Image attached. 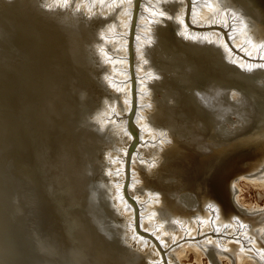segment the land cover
I'll use <instances>...</instances> for the list:
<instances>
[{"label": "bare ground", "instance_id": "1", "mask_svg": "<svg viewBox=\"0 0 264 264\" xmlns=\"http://www.w3.org/2000/svg\"><path fill=\"white\" fill-rule=\"evenodd\" d=\"M85 1L86 8L84 0H0V264H173L188 250L202 252L210 264H222L223 258L230 264H264V227L260 231L240 212L217 207L213 196L200 204L202 199L191 192L197 175L182 179L195 164V150L215 156L232 138L247 144L264 138V70L258 67L264 65V35L258 34L253 16L224 0H182L179 5L154 0L160 11L151 16L153 30L143 28V36L136 38L143 58L137 99L135 86L131 92L123 83L134 79L132 67L129 72L120 65L127 57L104 49L114 45L110 38L117 27L121 33L129 27V32L142 1L134 0L127 21L123 9L120 23L108 24L113 14L108 18L111 13L104 8L112 10V0L96 7L97 0ZM189 12L195 15L191 24ZM216 19L235 29L234 44L245 51L236 53L233 45L227 52L219 48L223 32L219 36L204 26ZM248 35L257 49L249 51L247 37L241 41ZM125 45L131 59L132 46ZM146 59L151 66L144 65ZM37 70L50 102H29L31 75ZM109 70L120 76L113 78ZM155 76L160 79L153 83ZM123 107L135 137L130 146L143 143L142 129L144 143L160 150L154 160L146 158L145 168L130 165L129 146L116 139L112 119ZM43 148H49L63 178L58 172L59 193L48 192L41 204L28 191V181L33 155L43 154ZM122 162L126 181L113 177ZM240 180L264 185V169L238 178L237 188ZM128 187L138 197V202L131 199L134 207L121 199ZM237 192L234 198L243 210L264 211V205L244 207ZM170 220H179L176 233L191 232L189 223L208 220L228 235H217L215 243L198 238L169 244L170 251L154 237L163 244L174 238L171 224L176 222ZM147 237L161 253L160 261L142 249Z\"/></svg>", "mask_w": 264, "mask_h": 264}, {"label": "rangeland", "instance_id": "2", "mask_svg": "<svg viewBox=\"0 0 264 264\" xmlns=\"http://www.w3.org/2000/svg\"><path fill=\"white\" fill-rule=\"evenodd\" d=\"M76 3H78L77 2V0H74ZM93 1V0H92ZM140 1H142V2H139V5H138V9H137V13H136V15L134 16V20H133V24H132V26H131V29L129 30V32H128V29H129V27L128 28H124L123 29V33H121V31H118L120 28H121V26L118 28L117 27V31H114L113 32V36H112V38H110V39H112V43L114 44V45H111V46H109V47H107V45H105L106 46V48L104 49V51L105 50H108L109 51V53H112V54H124V57H127V58H124L123 60H125L124 61V64L123 63H121L120 65H121V67H123V66H125V65H127L126 67H127V69H128V71L129 72H131V69H130V67H132V73H133V76H134V79L132 78V76H131V78H129V79H124V81L125 82H123L124 84L126 83V85H127V87H131L130 88V91L132 92V89H133V86H135V90H136V94L135 95H137L136 97H137V99H138V91H137V88H138V86H139V84H140V82H138V79L140 78V77H138V74H137V70H138V67H141L142 66V59L143 58H141L142 57V55H140V50H142L141 48V44L140 43H138L137 41H136V38H138L139 39V37L140 36H143V33L142 32H140V30H142V31H144V30H149V27H150V29L151 30H153V24L151 25V23H149L151 20H153V18L155 17V15H157V16H159V11L160 10H158L157 9V6L159 5V2H157L156 4H155V1L154 2H152V0H140ZM144 1V2H143ZM162 1V0H161ZM184 1V0H183ZM80 2V1H79ZM84 2L85 3H83V5L85 6V8H86V4H87V2L84 0ZM94 2H95V0H94ZM102 0H97V2H95V4H94V6L96 7V6H98L99 4L101 5L102 4ZM124 2H126V6H127V8H124ZM69 3H70V0H69ZM111 5H112V10L110 9V10H108L107 8H108V6L109 5H107V7L106 8H104L106 11H108V15H109V17H108V15H107V13L106 12H103L102 13V11L100 12V9H96L95 10V13H98L99 15H101L102 17H105V18H110L111 17V15L113 14V17L111 18V19H106V22H107V24H108V22H111L113 19H115L114 21L115 22H119L120 23V14H121V11L123 10V9H126V12H125V14H124V17H125V19H124V21H127V19H129V16H130V10L132 9V7H133V5L135 6V3H134V0H123V1H121V3H119V1L118 0H112L111 2ZM143 3V4H142ZM79 4V3H78ZM81 4V3H80ZM155 5V6H154ZM105 7V6H104ZM154 8V9H152V12L150 11H148V9H151V8ZM155 7H156V9H155ZM92 8V7H91ZM90 8V9H91ZM121 8V9H120ZM187 8V7H186ZM104 9H102V10H104ZM128 9H130V10H128ZM91 11H93V10H91ZM112 11V12H111ZM117 11V12H116ZM190 13V15H189V17H188V21L190 22V24H191V21H190V19L193 17V16H195V15H192V12H189ZM92 15V13H89L88 14V16H91ZM106 15V16H105ZM142 15H144V18H145V16H146V19L148 20V22H147V24L146 25H144L145 24V22L144 21H146V20H144V18L142 17ZM148 15H150V17L148 16ZM118 16V17H117ZM139 16H140V20H139ZM147 17H149V19L147 18ZM143 18V19H142ZM141 20H143V22L141 21ZM216 20H218V19H216ZM216 20H214L211 24L212 25H210V24H205L204 26L206 27L207 25L209 26H207L206 27V29H207V32H211V33H213L214 32V34H216V33H218V35L219 36H221V35H223L222 36V41L224 42V43H222V44H220V46H219V48H221L222 50L224 49L226 52L230 49V47L232 46V48H233V51H235L236 53H239L240 51H245V50H242V48H240L239 46H235V44H234V41H235V36H237V34H234L235 32H233V31H235V29H233V27H232V29L231 28H229V26H226V25H224V21H220V19L218 20V21H216ZM122 21V20H121ZM117 22V23H118ZM215 25H214V24ZM128 24H129V22H128ZM143 24V25H142ZM195 26H201V24H198V23H193ZM194 25H192V26H194ZM203 25V24H202ZM223 27V28H222ZM143 28H145L144 30H143ZM222 29V30H220V29ZM229 28V29H228ZM216 29V30H215ZM221 32H220V31ZM230 30V31H229ZM232 30V31H231ZM131 32H132V34H131ZM222 32H223V34H222ZM230 32V34H228ZM121 33V34H120ZM127 33V34H126ZM130 33V34H129ZM137 33H138V37H137ZM149 33H152V32H149ZM145 34H147V33H145ZM228 34V35H227ZM234 34V35H233ZM242 35L243 34H241L240 36L242 37ZM146 36V35H145ZM231 37V38H230ZM234 37V38H233ZM246 37L248 38V42H247V44H248V46H249V51H252V50H255V49H257V45L256 44H254L249 38V35L248 36H245V38H243L241 41H243L244 43H245V39H246ZM146 39H148L149 38V36H147V37H145ZM228 38V39H227ZM127 41H129L130 42V46H132V61H131V59H130V56H129V54H130V52H129V50H127L126 48L124 49V47L126 46L127 47V45H125V43L127 42ZM139 41V40H138ZM229 42H232V43H229ZM141 43H144V42H141ZM147 42H145V44H146ZM250 43V44H249ZM124 44V45H123ZM226 45V46H225ZM115 46V47H114ZM230 46V47H229ZM238 47V48H237ZM246 48H248V47H246ZM103 49V48H102ZM122 49V50H121ZM137 49V50H136ZM235 49H237V50H235ZM122 52H121V51ZM138 50H139V52H138ZM124 51L126 52V53H124ZM231 51H232V49H231ZM239 51V52H238ZM139 53V54H138ZM128 54V55H127ZM138 54V55H137ZM129 56V57H128ZM140 56V57H139ZM141 58V59H140ZM100 59H101V64H104V61H103V59H102V57L100 56ZM123 62V61H122ZM249 62V61H248ZM243 64V63H242ZM244 65V64H243ZM106 67H107V65H106ZM108 69V68H107ZM39 72H38V70L34 73V74H32L31 75V87H30V90H29V99H31L29 102L31 103V104H34V103H36V102H38V101H42L43 103H46V102H50V99H51V97H50V95L49 94H46L45 93V91H44V87L42 86L43 84H42V81L40 80V78H39ZM109 74H111L112 75V77L113 78H118L120 75H119V73H112V72H110V70H109ZM128 83H129V86H128ZM134 84V85H133ZM123 88V87H122ZM42 90V93H43V91H44V94H41L40 93V91ZM126 90V89H125ZM128 91V90H127ZM127 91H126V93H127ZM48 96V97H47ZM46 97V98H45ZM129 98V97H128ZM127 110L128 109H126V108H122L121 110H119V113H117L116 115H118L117 117H114L115 119H112V121H114V123H116V133H117V135H116V139L118 138V142H125V144H126V146H129V148H128V154H130V160H129V164L131 165L132 163H135V162H138V164H140V165H144V168H145V166L147 167V161H149V158H150V160L151 159H155V154L156 153H158V152H160V150L157 148V147H155L154 145H151V144H153V142H151V144H149L150 142L147 140V142L146 143H144V141H145V138H144V140H142L143 139V132H144V130H140V142H143V143H137V144H134L133 145V147L132 146H130L131 144H132V142L133 141H135L134 140V136L131 134V132L129 131V129H128V127H127V122H128V114H129V112H127ZM107 111V110H106ZM128 113V114H127ZM133 119H134V121H135V117H133ZM105 123V122H104ZM109 123H111V122H108V124ZM113 122H112V124H110V126L112 127V125L114 124ZM107 124V123H106ZM114 126V125H113ZM106 127V126H105ZM105 127H103V129H105ZM109 126H107L106 128H108ZM110 127V128H111ZM114 128V127H113ZM114 130V129H113ZM115 131V130H114ZM142 131V132H141ZM142 134V135H141ZM144 134H145V132H144ZM118 136V137H117ZM123 137V138H122ZM121 140H120V139ZM115 143V142H114ZM130 143V144H129ZM114 145V144H113ZM49 148H47V149H44L43 148V154L41 153H37V154H35V155H33V158H32V164L30 165V180L28 181V191L31 193V192H35L36 193V195H37V202L38 201H40V202H42L41 204H43L44 202H45V198L48 196V192H49V194H50V192L52 191V190H55L56 191V193H59V191H60V188H59V186H58V183L56 182L57 181V178H58V172L60 171V169H59V171H57V173L56 172H54L53 171V166H55L56 167V162L54 161V158L51 156V151L50 150H48ZM108 150H110V149H108ZM122 152H123V154H122ZM153 152H155V153H153ZM125 154H127V150H126V152L125 151H121V153L119 154V156H120V158H119V160L118 161H122V159L124 158V156H125ZM138 154V155H137ZM154 154V155H153ZM122 155V156H121ZM137 155V156H136ZM126 157V156H125ZM134 157V158H133ZM149 157V158H148ZM146 158H148V160L146 159ZM118 159V158H117ZM121 159V160H120ZM147 160V161H146ZM34 163V164H33ZM122 165L120 166V170H116V168H114L113 169V172H115L116 171V173L113 175V177H114V179L116 180V179H118V180H123V181H126V170H124L125 168H126V166L124 165L125 163H121ZM58 165V164H57ZM124 165V166H123ZM139 165V167H141ZM124 170V171H123ZM118 171V172H117ZM59 175H60V172H59ZM50 179V180H49ZM129 181H130V179H128ZM238 183H239V187L237 188V193H238V198H239V201H240V203L244 206V207H246V208H251V207H258V206H263L264 205V185H259V184H253V183H251V182H248V181H244V180H240V181H238ZM237 187V186H236ZM128 189H130L129 191H128ZM128 189H127V191H128V195H125V193H123V192H121L122 193V200H123V203H128L129 204V206L131 207V204H132V206H133V201H131V199L132 200H134V201H136V202H138V197L135 195V191H134V189H132V188H129L128 187ZM120 193V194H121ZM131 197H130V196ZM116 197V196H115ZM25 199L27 198V199H29V197L28 196H25L24 197ZM117 198V197H116ZM120 198H119V200H121ZM136 199V200H135ZM131 203V204H130ZM143 205H145V204H143ZM35 206V205H34ZM134 207V206H133ZM140 209V208H139ZM144 214H145V212H144ZM132 215V214H131ZM126 218H129L128 216L126 217ZM132 218V217H131ZM172 219H174V218H172ZM183 218H181V219H179L180 221L182 220ZM179 220H170L169 221V224H171L173 221H175L176 223H172L171 224V227L172 228H174L175 229V233H174V238H172V237H170L168 240H169V242L166 240V244H163L162 243V240H161V238L158 236V235H154V237L157 239V241H158V243H160V244H162L163 246H168V248L167 249H169L170 251L172 250V248H171V246L172 247H174L175 245H180V244H183V243H186L187 241H195V240H199L198 238H206V240H209V241H213V243H215V240L217 239L216 237H218V236H222V233H224V236L226 235H228L227 234V232L226 231H221L222 229L221 228H218L217 226H211V222L210 221H208V220H203L202 222H201V224L200 223H195L194 222V224L192 223H189L188 225L189 226H192L193 228H192V231L190 232V231H184L182 234H181V232L180 233H176V232H179L180 230L177 228V225H179L180 226V224H179ZM178 222V223H177ZM182 225H185V222L184 221H182ZM187 223V222H186ZM199 224V225H198ZM208 225V226H207ZM212 225H214V224H212ZM150 226V225H149ZM176 226V227H175ZM198 226V227H197ZM200 226V227H199ZM206 227V228H205ZM198 228V233L197 234H191V233H193V231L194 230H196ZM211 228V229H210ZM212 228H214V229H212ZM216 228H218V231H217V229ZM206 229V230H205ZM215 229H216V231H215ZM205 230V231H204ZM134 231V230H133ZM130 233H131V231H129ZM213 232H215V233H217L216 234V236L214 235V234H211V233H213ZM190 234V235H188V234ZM207 233V234H206ZM184 234V235H183ZM207 236H206V235ZM209 234H211V235H209ZM140 235V234H139ZM139 235H136L137 237H139ZM188 235V236H187ZM203 235V236H202ZM218 235V236H217ZM143 236V235H142ZM162 236H164V235H162ZM183 236V237H182ZM190 236V237H189ZM192 236V237H191ZM195 236V237H194ZM201 236V237H200ZM209 236V237H208ZM225 236V237H226ZM189 237V238H188ZM194 237V238H193ZM213 239H212V238ZM141 238V237H140ZM151 238V237H150ZM185 238V239H184ZM195 238H197V239H195ZM142 239H143V237H142ZM160 239V240H159ZM177 239H179V240H177ZM182 239V240H181ZM212 239V240H211ZM148 241H149V243H150V241H151V244L148 246ZM145 242L147 243V246H144V248H142V249H146L147 251H145V254L148 252L151 256H153V257H156L159 261H160V257L161 256H159V255H161V253H159V251H158V249L155 247V245L152 243V240H150L149 239V237H147L146 238V240H143V243L145 244ZM176 243V244H175ZM201 243V242H200ZM169 244H172L171 246H169ZM185 245V244H184ZM166 253H167V251H166ZM149 260V259H148ZM150 261H148V264H152L153 262H150ZM162 263V262H161ZM173 264H210V262H209V258L208 257H206V255H204V254H202V252H200V251H198V252H195V251H192V250H188L187 252H186V254L184 255V256H179V257H174V262H172ZM163 264V263H162ZM222 264H230V261H229V258H223V260H222Z\"/></svg>", "mask_w": 264, "mask_h": 264}, {"label": "water", "instance_id": "3", "mask_svg": "<svg viewBox=\"0 0 264 264\" xmlns=\"http://www.w3.org/2000/svg\"><path fill=\"white\" fill-rule=\"evenodd\" d=\"M228 7L243 8L247 10L255 20L258 34L264 35V0H224ZM97 105V103H96ZM223 142V141H222ZM223 148L215 151V156L207 151H197L193 154V162L188 170L183 174L182 179H189L193 173L197 175L196 182L191 187V192L201 198L200 204L207 201V196H213L215 205L220 204L222 208L240 212L243 218H248V222L253 227L262 231L264 227V211L247 212L242 206H238L235 201L237 191L236 181L246 175H254L264 169V138L251 141L249 144L241 138H232L224 141ZM213 151V150H212ZM210 155V156H209ZM54 161L55 158H54ZM196 165H199L196 167ZM53 171L58 168L53 166ZM193 171V172H192ZM203 173H200V172ZM60 172V171H59ZM200 175V176H199ZM63 178V175H60ZM261 226H263L261 228ZM69 235L71 230L68 231ZM80 241V238L78 237ZM77 242V241H76ZM2 264H6L3 263Z\"/></svg>", "mask_w": 264, "mask_h": 264}, {"label": "snow or ice", "instance_id": "4", "mask_svg": "<svg viewBox=\"0 0 264 264\" xmlns=\"http://www.w3.org/2000/svg\"><path fill=\"white\" fill-rule=\"evenodd\" d=\"M174 2H175L177 5H179V3L182 2V0H174ZM165 3H167V0H165ZM161 15L164 16V13H161ZM144 65H145L146 67L151 66L150 61L146 59V60L144 61ZM258 67H260L262 70H264V65H261V66H258ZM159 79H160L159 76H155V77L153 78V83H154L156 80H159Z\"/></svg>", "mask_w": 264, "mask_h": 264}]
</instances>
